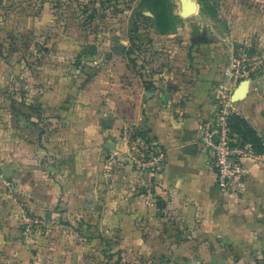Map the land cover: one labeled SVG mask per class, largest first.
Wrapping results in <instances>:
<instances>
[{"label": "crops", "instance_id": "crops-1", "mask_svg": "<svg viewBox=\"0 0 264 264\" xmlns=\"http://www.w3.org/2000/svg\"><path fill=\"white\" fill-rule=\"evenodd\" d=\"M177 47L188 65L166 88L136 78L114 49L63 53L42 78L19 60L0 67V264H132L131 255L264 264V0H235L220 40L194 34L189 48ZM239 56L255 72L235 107L261 147L243 159L247 184L234 196L217 181L201 122ZM133 126L165 148L161 172L143 173L127 158L124 132ZM25 214L45 227L29 234Z\"/></svg>", "mask_w": 264, "mask_h": 264}, {"label": "rangeland", "instance_id": "rangeland-1", "mask_svg": "<svg viewBox=\"0 0 264 264\" xmlns=\"http://www.w3.org/2000/svg\"><path fill=\"white\" fill-rule=\"evenodd\" d=\"M234 1L0 0V67L6 70L19 60L40 77L38 73L56 65L65 57L63 53L114 49L121 54L125 51L136 78L166 88L180 80L188 65L185 54L176 52L177 46L189 48L194 34L220 40ZM188 2L195 3L199 13L185 16ZM235 59L251 62L242 56ZM232 63L230 59L229 67ZM44 87L39 84L35 96ZM128 259L132 264H152L140 255Z\"/></svg>", "mask_w": 264, "mask_h": 264}, {"label": "built area", "instance_id": "built-area-1", "mask_svg": "<svg viewBox=\"0 0 264 264\" xmlns=\"http://www.w3.org/2000/svg\"><path fill=\"white\" fill-rule=\"evenodd\" d=\"M225 69L214 95V110L201 122L203 149L209 157L219 185L229 195H241L247 184V168L244 158H258L254 146L243 142L231 128V116L237 113L233 101L234 89L255 72L253 63H241L236 59ZM129 142L127 158L143 173L155 175L165 168L166 151L161 142L140 126H133L124 132ZM155 205L158 194H149ZM28 231L37 233L45 227L41 217L25 214Z\"/></svg>", "mask_w": 264, "mask_h": 264}, {"label": "trees", "instance_id": "trees-1", "mask_svg": "<svg viewBox=\"0 0 264 264\" xmlns=\"http://www.w3.org/2000/svg\"><path fill=\"white\" fill-rule=\"evenodd\" d=\"M231 128L233 133L238 136L240 140L243 142H250L256 152H260L261 147V139L256 134L254 130H252L249 125L245 122L241 116H239L237 113H234L231 116Z\"/></svg>", "mask_w": 264, "mask_h": 264}, {"label": "water", "instance_id": "water-1", "mask_svg": "<svg viewBox=\"0 0 264 264\" xmlns=\"http://www.w3.org/2000/svg\"><path fill=\"white\" fill-rule=\"evenodd\" d=\"M196 12H197L196 4L193 2H188L184 8V15L188 17L196 14ZM248 88H249L248 80L241 82L240 87L233 94V101L238 102L246 98L248 94Z\"/></svg>", "mask_w": 264, "mask_h": 264}]
</instances>
